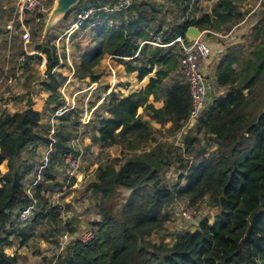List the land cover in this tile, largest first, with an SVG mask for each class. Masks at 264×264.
Here are the masks:
<instances>
[{
	"label": "trees",
	"instance_id": "1",
	"mask_svg": "<svg viewBox=\"0 0 264 264\" xmlns=\"http://www.w3.org/2000/svg\"><path fill=\"white\" fill-rule=\"evenodd\" d=\"M81 1L63 19L78 9ZM106 2L91 0L78 9L96 8L83 21L81 36L72 39L70 45L74 77L98 80L97 66L106 56L116 57L120 62H124L123 58L133 62L145 59L147 68H127L128 71L138 68L139 78L154 66L160 69L143 89L126 96L110 93L106 102L110 117L100 121L98 138L119 145L122 153L129 154L123 161L121 157L113 158L97 166L95 180L88 184L98 199V219L92 224L95 236L86 243H71L58 264H264V10L253 27L254 44L248 55L242 57L235 49H228L219 60L214 84L224 91L208 93L199 126L206 145L197 148L195 155L189 154L201 160L189 165L182 187L179 180L169 187L162 183L160 174L173 154L172 147L159 141L150 148L143 147L148 141H155V131L137 114V109L142 107L143 113L161 125L170 122L171 136L187 122L191 109L189 85L184 79L169 77L179 67L178 46L159 45L168 43L177 34L165 33L157 41L159 44L151 45L147 41L153 39L144 25L153 17L139 8L142 2L132 0L130 9L110 14L98 9L105 7ZM245 2L217 0L209 13L183 21L178 34L184 36L189 26L200 31H222L242 19L240 7ZM96 17L100 22L92 25ZM42 27L43 24L37 33ZM34 47L45 54L46 72H50L58 63L53 42L42 40ZM40 61V56L28 57L26 66ZM62 80L53 73L42 78L41 86L50 92L48 100L61 103L55 96ZM150 95L154 101L162 100L163 105L155 108L148 103ZM31 104L28 99L23 110L0 113V165L5 162L7 167L3 173L0 170V264L19 262L17 255L5 251L12 245L11 236L15 233L11 229L13 212L28 206L34 198L44 200L39 191L30 197L22 188L28 172L22 153L42 141L36 132L40 112ZM209 143L215 148L208 152ZM189 149L187 152L193 150ZM120 190L128 192L122 202ZM204 198L218 210L211 223L203 218L194 230L179 232L172 242L149 238L152 234L161 237L170 211L177 208L179 200L197 208ZM119 203L120 207L115 209ZM59 213L56 206L43 208L34 220L39 223L40 219H46L58 231L62 222ZM63 226L70 233L81 229Z\"/></svg>",
	"mask_w": 264,
	"mask_h": 264
},
{
	"label": "crops",
	"instance_id": "2",
	"mask_svg": "<svg viewBox=\"0 0 264 264\" xmlns=\"http://www.w3.org/2000/svg\"><path fill=\"white\" fill-rule=\"evenodd\" d=\"M138 2H142V5L139 8L143 11H146L149 17H153V20H151V22L144 25L153 39V41L149 40L147 41V43L151 45H157V41H159V39H161L165 33L171 31L175 32L176 34L179 33V25L182 22L178 23L177 27L174 28V30L170 29V31L167 32L166 28L168 27H166V25H164L162 22V18L164 17V15L162 13L158 14L157 12H154V8L152 6H149L148 3H146L147 6L144 7V1L137 0V3ZM90 3L91 0L88 4ZM112 3L113 0H107L105 6H110ZM108 13L110 14L117 12ZM6 20L3 24H0V69L3 65V56L6 48V41L3 33V25L5 24ZM96 20L97 17L93 19L95 23L92 25H96V23L100 22ZM109 22H112V20H109ZM153 22L155 24H153ZM159 22H161L162 25L156 24ZM12 48L15 53L21 51L20 43L17 38L12 41ZM33 48L35 47L33 46ZM137 53L138 51L136 52L135 56L137 55ZM210 57L204 60L202 63L203 69L206 73V77L209 82V94L212 92L211 90L215 86L214 81H212V77L215 80L216 67V65H212ZM123 59L124 62H120L117 60L116 57L112 56V58H109V56H106L101 61V73L99 72L100 77L98 78V80L93 81L89 79V83H95L96 86V89H94L92 92L90 91L87 93L85 91H82L83 89H79V86H77V83L75 82V77H72L70 82L68 83L67 88L69 90V95L77 91V94H79L82 99L83 97H85L89 101V107L87 105V109L89 108L88 112H90L87 113L89 115L88 123H80V120H82L85 114L82 113V108L80 107L79 110H75L73 108L74 110L72 109L64 113L61 117L58 118V122L53 127L49 123L48 118L54 106H56L58 102L56 100H48V98L50 97V92L45 90L40 85L37 87V89H34L29 93L25 92V90L21 89V87L18 88L16 93L17 103L15 105V111L23 110L26 107V101L30 99L32 103V108L40 112V121L36 132L39 134L42 141L36 143L35 145L29 146L22 153V158L28 168V172L27 174H25L22 180V188L30 197H34L35 194L39 191L40 196L44 199L43 201H40L35 198L33 199L38 203L36 213H38L40 209L42 211L43 208L46 210L48 208L53 207L54 205H51V199L60 200L61 203H64L65 207H75V204L77 202H75L74 196L76 195L77 197L78 195V197H80L81 195L83 196L85 193H87L84 190L77 189L80 185L79 182L81 181V177L85 181L86 177H88V175H86L87 170L89 172L90 170H92L93 167L97 168L99 164L106 161V159L103 158H101L100 160H95L90 169L83 171V173L79 172L80 168H83V164H85L88 159L90 160V162L93 161L94 157L92 159V153L97 152L96 148H103L104 152L109 153L112 157L118 156L121 152V148L119 146H116V144L104 143L101 142L98 138L99 129L101 127L100 121L110 117V114L106 111V102L110 97V93L112 91H115L120 92L122 96H126L130 93L143 89L148 83L149 79L154 77L155 72L160 69L159 66H154L151 72H149L142 78H139L138 68L129 71L127 68H147L148 65L145 64V59L142 62H133L130 61L128 58ZM31 65H33V67L36 69L38 75V64H33L30 62L28 66L30 67ZM108 65L113 69V73H111ZM25 66L23 70H21L22 72H20L19 75L22 80L24 78V74L26 73ZM16 69V65H13L12 71H15ZM53 74L57 76L58 79H62L64 77L67 78L71 73L67 65L64 64L61 67L55 68ZM169 77L171 79H184L179 69H177V71H171ZM86 78L88 79V77H85V79ZM39 81H42L41 77ZM168 84H170L169 81H167V85ZM85 86L86 85H81V87ZM55 97L61 99L59 98V96ZM148 103H151L155 108H159L163 105L162 100L154 101L152 95L149 96ZM10 109L11 113L14 112L12 107ZM204 109H206V105ZM204 109L202 110V112L204 111ZM201 113L199 118L194 123H192L191 126L187 123L182 126L180 131L175 135L176 142L174 144H176L182 149H189L191 148V145L195 143L197 144L198 150L199 148L206 145L204 140L201 138L202 133L199 130V126L201 125L202 120ZM137 114L142 115L143 120L148 121L152 125L155 132L167 130L169 125L171 124L170 122H167L166 124L161 125L160 123L151 120L148 115L143 113L142 107H139L137 109ZM196 138H200L198 142ZM157 141H160V138H156L155 141H152L150 143L151 146H153ZM171 142L172 141L170 140V142L168 143L170 146ZM214 148L215 145L212 143H209L208 146H206V150L208 152L213 150ZM68 150H72L80 155L81 163L79 164L78 168L74 171H71V169L66 168L62 161V154ZM189 160L190 165L195 164L197 161H200L201 158L194 159L192 157H189ZM0 170L2 173L7 170L5 162L0 165ZM42 205H44L43 208ZM17 213V210L13 212V222L11 225V229H13L15 233L13 234V236H11L12 245L7 247L5 251L7 254L14 253L18 256V261L22 262V260H26L29 257L32 258L31 255L33 249L30 247V244L37 245L36 243H39L40 246H43L45 244L53 243L52 240L55 237L57 238V235L55 236L54 233L55 228H53L46 221V219H40L39 223H36L34 218L27 221H22L17 218ZM59 214L63 216L64 223L68 224L69 226L74 225V223H71L72 220L77 221L81 229L87 226L86 223L80 221L83 216H81L79 212H75L73 209L71 211L66 210V212L64 210ZM91 215L94 216L93 220L96 221L98 219V216L96 214L92 213ZM59 227H61V225ZM40 230H43L42 236L37 234V232H39ZM23 237H26V240ZM31 239L36 240V242L32 243L30 241ZM49 263L50 262H45V264Z\"/></svg>",
	"mask_w": 264,
	"mask_h": 264
},
{
	"label": "rangeland",
	"instance_id": "3",
	"mask_svg": "<svg viewBox=\"0 0 264 264\" xmlns=\"http://www.w3.org/2000/svg\"><path fill=\"white\" fill-rule=\"evenodd\" d=\"M90 0H82L79 8H82L86 5H88ZM140 1V0H139ZM144 1V7L147 6L146 3H148L149 6H152L154 8V12H157L158 14L162 13L164 17L162 18V22L164 25H166L167 32L171 30H174V28L177 27L178 23L183 22L184 20L192 19L200 17L203 13H209L211 11V8L213 4L217 0H142ZM14 2L15 0H0V24H3L4 21L8 18L10 15L12 9L14 8ZM47 6H51L50 0H46ZM148 6V8H149ZM78 8V9H79ZM73 10L67 17V19H61L55 26L48 29L46 36L44 38V41H50L53 42L59 35L63 34L65 29L67 28V25L69 22H71L75 18V14L77 10ZM241 11L243 12L242 19L238 22L233 24L232 26L223 29L222 31H205L202 34V39L206 41L210 47H211V63L212 65L218 64L219 60L225 55L228 49H235L238 54L242 57H246L249 53V51L252 49L254 41L252 39V33H253V27L254 25L260 20L261 18V11L264 10V3L263 0H246V2L241 5L240 7ZM245 20L243 23L241 21ZM153 24H155L153 22ZM161 24V22L156 23ZM34 28H39V26H35ZM33 36H32V47L36 45V43H40L42 41V30L37 33L38 30H35ZM79 31V30H78ZM74 31L71 34L70 40L72 42V39H78L81 36V31ZM64 42V38L60 41V44L62 45ZM70 49V48H69ZM71 62H72V56L70 55ZM219 59V60H218ZM103 60V59H102ZM101 63V62H100ZM210 65V64H209ZM29 70V71H28ZM100 64L97 66V72L101 73ZM26 73L24 74V78L22 82L19 85V88L25 90V92H31L34 89H37V87L41 86V81H39L40 77L37 75L36 69L31 65L30 67L25 66ZM216 72V67H215ZM209 78V77H208ZM61 80V79H60ZM212 81H215L212 77ZM75 82L77 83V86H79V89H83L82 91L89 92V89L87 85H89V78L87 79H78L75 78ZM81 85H86L85 87H81ZM215 85V84H214ZM75 86V87H77ZM96 89L93 88V90ZM91 89V92L93 91ZM81 91V92H82ZM211 95L214 94H221L224 89L218 86H214L211 90ZM69 92V90H68ZM16 96H14L11 107L13 108V111L15 112V105L17 103ZM74 109H80L82 108V113H86L89 111V108L87 109V105L89 104V101L83 97V99L77 94V96L74 98ZM207 102L205 103V105ZM89 107V105H88ZM73 109V110H74ZM19 111V110H17ZM85 121V119H84ZM80 123L82 124L81 120ZM88 123V122H86ZM87 125V124H86ZM154 138H160L159 144L163 146L172 147L173 154L169 156L168 163L165 165L163 170L161 171L160 178L162 180V183L164 185H167L169 187L176 184V182L179 180V185L182 187L186 181L184 176L187 174L186 171L189 167L190 160L185 158L189 157L190 155H195L196 152L198 153L197 144L191 145V148L193 150L187 152V148L182 149L176 144L175 136L171 137L169 130L164 131H157L154 132ZM197 142L200 138H196ZM171 142V146L168 144ZM152 141H148L146 144L143 145L145 148H150ZM116 146H119L116 144ZM120 147V146H119ZM121 148V147H120ZM190 148V149H191ZM97 152L92 153V159L93 161L90 162L88 159L85 164H83V168L79 170L80 173H83V171H86L87 169H90V167L93 165V162L95 160H100L101 158L106 159V161L113 160V158H120V161H123V157L127 156L129 152H120L118 156H111L109 153H105L103 148L99 149L96 148ZM189 149V150H190ZM190 154V155H189ZM107 155V157H106ZM83 156V155H82ZM105 162V161H104ZM81 163V161H80ZM103 163V162H102ZM199 161H197L194 165L198 164ZM188 172V171H187ZM86 177L85 181L81 177V181L79 182V187L77 189L84 190L85 193L83 196L79 195L80 197H75V207H65L64 203L60 202V200H52L51 199V205L56 206V202L61 204V207L63 208L62 212L65 210L71 211L72 209L75 212H79L81 214L82 219L81 222L86 223L87 226H92V224L95 222L94 216L91 215L92 213L97 215V203L98 199L95 197V195L91 192L90 189H88V184L95 180L96 177V168L93 167L92 170L88 172L86 171ZM182 176V178H180ZM76 189V188H75ZM128 192L124 190H120V202H122L123 198L126 197ZM184 200H179L175 207H177L175 210L170 211V215L168 216L167 221L164 224V232L161 235L152 234L149 238L153 241H168L172 242L175 238V236L182 231L186 230H194L197 224L200 220L203 218H206L210 223L215 219L217 215V207L210 205L207 198H204L198 205L197 211L198 213L196 216H194L191 220L184 218L181 215V207L183 206ZM86 203V204H84ZM53 206V207H54ZM120 207V203L118 206L115 207V209H118ZM72 208V209H71ZM98 216V215H97ZM60 218L62 222L57 226L58 231L55 230V236L57 235V238L55 237L51 244L58 243L59 236L65 232L66 230L63 229V225H66L63 220V216L60 215ZM97 221V220H96ZM73 224V223H72ZM61 225V227H59ZM71 225V224H70ZM72 226H80L77 221H74V225ZM80 230V229H77ZM76 230V231H77ZM38 235H43V230H40L37 232ZM32 243L36 242V240L31 239ZM30 242V243H31ZM37 245L30 244V247L32 250V258L29 257L26 260H22V262H18L19 264H45L50 262L49 264H57L58 259L54 260V256L56 252H54L53 248L48 247V244L41 245L39 243H36ZM39 244V245H38ZM37 247V248H36ZM31 258V259H30ZM30 259V260H28Z\"/></svg>",
	"mask_w": 264,
	"mask_h": 264
},
{
	"label": "built area",
	"instance_id": "4",
	"mask_svg": "<svg viewBox=\"0 0 264 264\" xmlns=\"http://www.w3.org/2000/svg\"><path fill=\"white\" fill-rule=\"evenodd\" d=\"M131 7L132 0H113V3L110 6H105L98 9H104L106 12H122L130 9ZM49 8L50 6H47L46 0H15L14 8L9 15V18L3 25L6 48L3 56V65L0 69V113H11L10 108L13 98L17 93L20 83L22 82V79L19 75L27 63L28 57L40 56L41 61L37 67L38 75L41 78L49 77L55 68L61 67L64 64L67 65L71 73L67 78H63L57 89V96L61 98L59 99L61 103H58L56 106H54L48 118L49 123L54 127L58 122L59 117L75 107L74 98L78 93L75 91L69 95L67 88L71 78L74 77V69L72 66L69 49L71 45V34L74 31L80 29L83 21L91 17L96 8L88 7L78 10L75 14V19L68 23L64 33L59 35L53 41L55 53L58 57V63L51 69L50 72H46L45 54L33 48L31 44L34 30H37V28L34 27H40L44 23ZM244 21L245 20L241 21V23ZM203 32L204 30L201 31V35L198 38L192 41H188L181 34H177L168 43H158L162 47H169L174 44L178 46V51L180 54L178 69L182 74L184 81L189 85L190 88L191 109L189 118L186 122L187 124H189L190 119H195L196 121L199 118L200 113L204 109L205 103L208 99L209 82L202 63L212 55V52L210 45L202 39ZM15 38L18 39L21 47V51L18 53H15L12 48V41ZM63 38L65 43L61 45L60 41ZM109 58H112V56H109ZM13 65H16L17 69L15 71H12ZM108 67L111 73H113V69L109 65ZM95 87V83H90L87 89H89L90 92L91 89L93 90ZM87 113L90 112H86L84 114L81 120L82 123L89 121V115ZM62 161L66 168L74 171L80 164V155L72 150H68L62 154ZM182 202L183 206L180 209L181 215L183 217L185 216L186 219L191 220L198 213L197 208L188 205L186 201ZM56 204L57 210L62 212L63 208L61 207V204L58 203V201ZM37 207V201L33 200L31 204L18 211V219L27 221L34 218L37 212ZM94 236L95 230L92 226H86L83 229L74 231L73 233L65 231L59 236L57 245L49 243L48 247L53 248L54 252H56L54 260H59V258L65 254L71 243L74 241L86 243L91 241ZM13 254L14 253H10L9 255Z\"/></svg>",
	"mask_w": 264,
	"mask_h": 264
},
{
	"label": "water",
	"instance_id": "5",
	"mask_svg": "<svg viewBox=\"0 0 264 264\" xmlns=\"http://www.w3.org/2000/svg\"><path fill=\"white\" fill-rule=\"evenodd\" d=\"M80 0H53L42 27V40H44L48 29L55 26L63 17H65L71 8L75 7ZM201 35V31L196 26H189L184 36L188 41H192ZM195 122V119H190L189 125Z\"/></svg>",
	"mask_w": 264,
	"mask_h": 264
}]
</instances>
